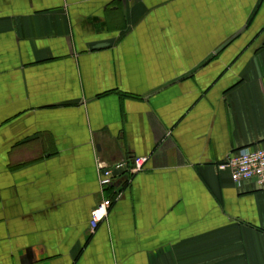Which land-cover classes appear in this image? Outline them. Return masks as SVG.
<instances>
[{
	"label": "crops",
	"instance_id": "0c3cea01",
	"mask_svg": "<svg viewBox=\"0 0 264 264\" xmlns=\"http://www.w3.org/2000/svg\"><path fill=\"white\" fill-rule=\"evenodd\" d=\"M262 144L264 0H0V264H264Z\"/></svg>",
	"mask_w": 264,
	"mask_h": 264
},
{
	"label": "built area",
	"instance_id": "2783aa9c",
	"mask_svg": "<svg viewBox=\"0 0 264 264\" xmlns=\"http://www.w3.org/2000/svg\"><path fill=\"white\" fill-rule=\"evenodd\" d=\"M147 161V156H139L132 158L131 165L128 167L124 163L116 164L114 167L99 164L100 188L103 189L113 185L114 170L125 173L130 177L141 171ZM218 169L228 170L235 186H241L244 181H253L260 190H264V144L255 148H240L229 153L218 165ZM111 205V200L103 199L91 211L89 219L90 232H93L99 222L106 218Z\"/></svg>",
	"mask_w": 264,
	"mask_h": 264
}]
</instances>
